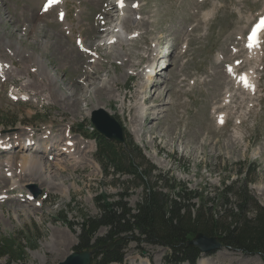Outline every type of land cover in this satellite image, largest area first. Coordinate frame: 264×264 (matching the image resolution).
<instances>
[{
    "label": "rangeland",
    "instance_id": "374dc122",
    "mask_svg": "<svg viewBox=\"0 0 264 264\" xmlns=\"http://www.w3.org/2000/svg\"><path fill=\"white\" fill-rule=\"evenodd\" d=\"M132 1V12L116 14L111 0H64L62 8L49 12L44 0H0V58L13 69L0 73V140L15 145L0 151V164L10 162L0 172V239L14 243L15 258L24 252L21 260L7 263L1 257L0 264L62 262L76 251L79 216L99 213L95 197L119 199L120 181L111 183L117 176L104 175L94 140L83 137L94 132L90 114L99 108L115 117L159 170L153 174H166L197 191L199 198L191 200L195 204L215 203V188L222 181L255 164L248 189L264 208V31L260 49L249 47L247 40L251 25L264 17V0ZM61 9L65 20L59 22ZM116 20L128 36L122 45L116 36V42L107 43ZM79 38L87 50L78 49ZM16 46L27 54H15ZM167 46L166 59L161 55ZM34 55L46 63L47 80L32 72ZM18 59L25 61L28 76L15 72L24 67ZM162 59L167 67L155 69L148 80L146 69L156 68ZM229 67H235L232 76ZM244 72L254 87L239 82ZM137 96L146 108L141 119L132 121L141 108H136ZM155 104V110L149 109ZM25 138L35 140V147L16 148L15 141ZM68 140L73 156H60L58 149L49 156L34 151L43 149L45 141L64 146ZM18 151L48 162L39 172L20 174L15 168ZM130 186L123 202L134 208L142 190ZM65 217L68 225L61 222ZM106 234L102 227L95 238ZM124 241L118 245L123 261L111 264H167L165 247L137 235ZM199 263L264 261L223 245L200 253Z\"/></svg>",
    "mask_w": 264,
    "mask_h": 264
},
{
    "label": "trees",
    "instance_id": "16d2710c",
    "mask_svg": "<svg viewBox=\"0 0 264 264\" xmlns=\"http://www.w3.org/2000/svg\"><path fill=\"white\" fill-rule=\"evenodd\" d=\"M13 124V123H12ZM85 138L96 144L95 158L102 166L105 176L116 177L119 199L108 200L106 196H96L99 210L96 216L81 214L75 223L79 229L78 242L74 249L78 252L93 251L91 264H111L124 259L121 247L108 244L120 238L137 235L141 241L165 247L167 264H196L200 255L198 248L188 245L196 234L216 237L224 246L243 253L258 254L264 261V208L248 189L253 182L256 165L247 172L242 168L236 171L235 178L222 181L215 188V203L208 205L199 198L197 191L189 190L185 184L169 178L151 164L131 136L124 132V141L116 144L105 139L96 131ZM128 176L126 180L121 177ZM130 183L142 190L140 200L134 208L123 202L131 188ZM68 225L67 218L61 221ZM107 234L95 238L100 228ZM124 241V242H125ZM103 246L101 251L98 248ZM12 241L0 239V258L7 263L21 260L24 252L19 250L15 258Z\"/></svg>",
    "mask_w": 264,
    "mask_h": 264
},
{
    "label": "bare ground",
    "instance_id": "6f19581e",
    "mask_svg": "<svg viewBox=\"0 0 264 264\" xmlns=\"http://www.w3.org/2000/svg\"><path fill=\"white\" fill-rule=\"evenodd\" d=\"M45 1V0H44ZM112 1V0H111ZM116 3H114V5L116 6V8H118V5H117V1L118 0H114ZM63 2H64V0H59V2L58 3H55V4H53L52 6H50V7H48L47 8V11H45V12H49V11H51L54 7H57V8H59V7H61L62 8V4H63ZM135 2V1H134ZM44 3V2H43ZM131 4L133 5V1L131 2V3H129L128 2V0H123V6L121 7V8H119L118 9V12H122V11H130V12H132V6H131ZM134 5H135V3H134ZM45 10V9H44ZM116 11H117V9H116ZM61 14L63 15V19H59V17L61 16ZM132 18V17H131ZM117 19H119V18H117ZM132 19H136V16H133V18ZM64 21L65 20V12H64V10L63 9H61V11L59 12V14H58V21ZM129 21H131L130 20V18H129ZM63 28L64 29H66L67 30V28H70V25L69 24H67V23H65V25L63 26ZM261 31H262V29L260 30V32H259V35H258V39H259V42H260V40H261ZM108 33H110L111 35L108 37V39H107V43L108 44H111V43H114V42H116V39L114 38L115 36L117 37V39H119V41H118V43H119V45H122V41L124 40V39H127L128 38V36L127 35H125L124 34V32H123V27L121 26V24H119L118 23V20H116V22L115 23H113L112 25H111V27L109 28V30H108ZM101 41V40H100ZM106 43V44H107ZM101 44V43H100ZM100 44H98V45H100ZM259 46V45H258ZM258 46H255V47H253V48H255L256 50L257 49H259V48H257ZM77 47H78V49L80 48V49H83V50H87L88 49V46H86L85 44H84V41L83 40H81L80 38L78 39V41H77ZM68 49V48H67ZM168 49H169V47L167 48V52H168ZM69 50V49H68ZM21 52H23L22 51V47L21 46H16L15 47V54H17V53H21ZM25 52V53H24ZM23 52V54H27L26 53V51H24ZM255 52V53H254ZM253 56L256 54L257 55V53H256V51H253L252 53H251ZM164 56V55H163ZM250 56V55H249ZM3 57V56H2ZM257 57V56H256ZM250 58V57H249ZM253 58V57H252ZM166 59H167V57H166ZM20 62H22V66H24L23 67V70H21L20 68H15V72L16 73H21V74H24V75H27L28 76V74H25V73H27V72H25V71H27L28 69V67H26V64H25V61L23 60V59H18ZM163 61V60H162ZM31 62H33L35 65V67H33V68H31L32 69V72L33 73H35L36 74V76H37V78H39L40 80H42V79H46V78H48L47 77V73H48V71H47V66H46V63L44 62V60L40 57V56H38V55H34L33 56V58H32V61ZM162 63V62H161ZM161 63H159V64H161ZM11 66H12V64L10 63V62H6V61H4L3 59H1L0 58V73L2 74L4 71H6V70H8L7 68H11ZM161 67L162 66H160V68L159 67H156V68H154V66L152 65L151 67H150V69H146V70H148V71H145V76L148 78V80H150V78L151 77H154V75H155V69H158V70H160L161 69ZM167 67V66H166ZM165 67V68H166ZM25 68H26V70H25ZM154 68V69H153ZM12 69V68H11ZM163 69V68H162ZM13 70V69H12ZM25 72V73H24ZM157 72V71H156ZM151 73H154L153 75L151 74ZM49 75V74H48ZM26 76V77H27ZM244 76H246L247 77V80L249 79V77H248V75L246 74V73H244V74H242L240 77H239V80L242 82L243 80H242V77H244ZM50 77V79H51V76H49ZM153 79V78H152ZM39 80V81H40ZM47 80V79H46ZM53 80V79H52ZM236 80V79H235ZM43 81V80H42ZM32 82V81H31ZM244 82V81H243ZM239 84V83H238ZM105 88H107L106 86H105ZM137 95H139L140 94V92H137L136 93ZM26 96V95H25ZM22 98H24L25 99V97L23 96ZM137 99H138V101H137V106L138 107H136V108H140L138 111L136 110L135 111V113H134V115H133V119H132V121L133 120H137V119H141V117H142V113H143V111L145 110V108H146V106H145V103H143V104H140L141 102H139V101H143V97H136ZM153 100V97L151 96L150 98H149V101H152ZM76 103L74 102V105H75ZM155 106H158V105H152V107L151 108H149V109H154L155 108ZM99 109H101V108H99ZM97 110V109H96ZM104 110V109H103ZM155 110V109H154ZM159 113V111H157L156 110V112H152V114H153V116L154 115H156V114H158ZM111 115V114H110ZM113 116V115H112ZM224 119V116L222 117V119L221 120H223ZM11 139H8V141L6 140V141H1L0 140V144L1 145H5V147L4 148H10V149H8L7 151H9V150H12V149H14L15 148V145L13 144V142H11L10 141ZM69 142V140L67 141V142H65V145L64 146H60V144L57 142V141H54L53 143L52 142H47V141H45V143H44V145H43V149H38V148H35V152H42V153H45V155L46 156H49L48 154H50L51 153V151H54V150H56V149H58V151L60 152V156L61 155H64V156H73V149L72 148H70V146H67V143ZM13 144V145H12ZM34 145L35 143L34 142H32V139H29V138H25L24 140H21V141H19V143H18V145L16 146V148H18L19 150H23V149H27V148H30L29 147V145ZM8 145H11V147H9ZM39 150H41V151H39ZM3 151H5V150H3ZM19 153L17 154L18 156H17V158H16V161H15V163H16V165H15V168L16 169H20V174H32V171L33 172H35L36 170H38V172L40 171V170H43L44 168L43 167H45V166H43V165H46L45 164V162L47 163L48 161H42L41 160V158L36 154H28L26 151H18ZM26 152V153H25ZM46 152H47V154H46ZM55 155H57L58 156V154H55ZM53 160H55L54 158H53ZM2 162H4V163H2V164H0V172H1V168L2 167H9L10 166V162L9 161H7V160H3ZM17 163H18V165H17ZM51 163V162H50ZM18 171V170H17ZM7 177H11V175H6ZM49 181H50V178L48 177V176H45ZM17 184V182H16V180H15V185ZM12 185H14V183L12 182ZM0 190H1V188H0ZM31 203H32V201H31ZM33 204V203H32ZM200 264V263H199ZM202 264H204V263H202Z\"/></svg>",
    "mask_w": 264,
    "mask_h": 264
},
{
    "label": "water",
    "instance_id": "95a60500",
    "mask_svg": "<svg viewBox=\"0 0 264 264\" xmlns=\"http://www.w3.org/2000/svg\"><path fill=\"white\" fill-rule=\"evenodd\" d=\"M90 122L94 126L96 132H98L105 139L119 144L123 143V127L114 116L110 115L102 108L91 112ZM34 194L37 195L38 192H34ZM123 241L124 238H120L116 242L108 244V248H112L114 245H120L123 243ZM187 244L198 248L201 253L218 249L223 246V244L216 237H208L202 233L196 234L191 240L187 242ZM102 248L103 246H100L98 249L101 250ZM91 252L73 251L65 258V260L59 262L58 264H90L92 254Z\"/></svg>",
    "mask_w": 264,
    "mask_h": 264
},
{
    "label": "snow or ice",
    "instance_id": "6c2138e0",
    "mask_svg": "<svg viewBox=\"0 0 264 264\" xmlns=\"http://www.w3.org/2000/svg\"><path fill=\"white\" fill-rule=\"evenodd\" d=\"M58 2H59V0H48V6L50 7L53 4L58 3ZM118 3H120L121 6H123V0H118ZM261 29H264V17L260 18L259 23L254 26L253 31L250 33L249 45H248L249 47H255V46L259 45L258 35H259V32ZM229 70L231 71V68H229ZM242 80L244 81L245 86L254 87V86L248 84L246 76L242 77Z\"/></svg>",
    "mask_w": 264,
    "mask_h": 264
}]
</instances>
